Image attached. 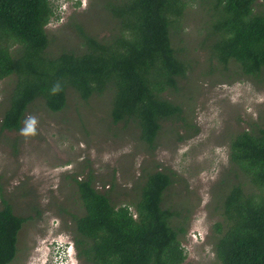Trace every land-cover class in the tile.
I'll list each match as a JSON object with an SVG mask.
<instances>
[{"label":"trees","instance_id":"trees-1","mask_svg":"<svg viewBox=\"0 0 264 264\" xmlns=\"http://www.w3.org/2000/svg\"><path fill=\"white\" fill-rule=\"evenodd\" d=\"M102 1L114 23L109 35L98 39L79 29L78 49L53 54L48 53L46 31L54 15L50 1L0 0V81L14 78L2 131H20L37 100L51 113L62 112L70 90L83 102L110 96L113 125L137 130L139 141L151 151L163 124L190 128L182 106L170 98L185 91L182 82L194 69L193 61L182 57V49L172 42L180 36L190 3L205 13L201 47L216 64L209 74L214 69L225 72L229 83L258 81L264 75L263 0ZM229 161V178L221 184H228L231 176L237 182L227 185L218 208L221 220L213 225L216 258L221 264H264V126L234 136ZM174 179L175 173L167 169L148 173L137 198L119 205L110 192L97 190L92 176L75 179L83 214L66 213L74 225L78 260L184 264L186 223L179 211L163 205ZM3 204L0 264H11L19 232L30 217L17 216L8 202Z\"/></svg>","mask_w":264,"mask_h":264},{"label":"rangeland","instance_id":"rangeland-1","mask_svg":"<svg viewBox=\"0 0 264 264\" xmlns=\"http://www.w3.org/2000/svg\"><path fill=\"white\" fill-rule=\"evenodd\" d=\"M49 1L54 15L46 27L48 53L78 49L79 29L103 39L113 27L102 0ZM189 5L180 36L172 42L194 69L182 82L185 91L170 98L182 106L190 128L163 124L155 151L139 141L134 128L113 125L110 96L83 102L71 90L62 112L51 113L37 100L20 131L0 129V210L6 201L15 215L30 217L19 232L11 264H86L71 249L74 225L66 211L83 214L74 180L92 176L97 190L110 192L119 205L137 198L148 173L166 169L175 179L163 205L179 211L186 223L184 264H221L213 225L221 220L218 208L227 185L237 182L231 176L221 184L232 168L229 143L251 126H264V75L258 81L229 83L225 72L209 74L216 64L201 47L205 13L199 5ZM13 79L0 81V124Z\"/></svg>","mask_w":264,"mask_h":264},{"label":"clouds","instance_id":"clouds-1","mask_svg":"<svg viewBox=\"0 0 264 264\" xmlns=\"http://www.w3.org/2000/svg\"><path fill=\"white\" fill-rule=\"evenodd\" d=\"M71 249H73L74 251L76 250V248H75V244H74V240L72 239V246H71ZM76 259H77V254H76ZM55 264H57V263H55Z\"/></svg>","mask_w":264,"mask_h":264}]
</instances>
